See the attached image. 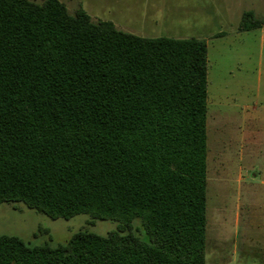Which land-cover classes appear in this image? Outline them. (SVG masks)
I'll return each mask as SVG.
<instances>
[{"label":"trees","instance_id":"trees-1","mask_svg":"<svg viewBox=\"0 0 264 264\" xmlns=\"http://www.w3.org/2000/svg\"><path fill=\"white\" fill-rule=\"evenodd\" d=\"M208 71L205 40L0 0V206L120 223L56 247L2 235L0 264H206Z\"/></svg>","mask_w":264,"mask_h":264},{"label":"rangeland","instance_id":"rangeland-1","mask_svg":"<svg viewBox=\"0 0 264 264\" xmlns=\"http://www.w3.org/2000/svg\"><path fill=\"white\" fill-rule=\"evenodd\" d=\"M60 1L140 37L207 42L206 264H264V26L239 30L244 12L264 21V0ZM91 222L89 215L52 220L23 204L0 206V236L32 246L66 244L80 231L106 236L120 224ZM133 229L145 238L139 220Z\"/></svg>","mask_w":264,"mask_h":264},{"label":"crops","instance_id":"crops-1","mask_svg":"<svg viewBox=\"0 0 264 264\" xmlns=\"http://www.w3.org/2000/svg\"><path fill=\"white\" fill-rule=\"evenodd\" d=\"M208 45V44H207ZM207 128H208V121H207ZM208 153H209V148H208ZM207 160H208V158H207Z\"/></svg>","mask_w":264,"mask_h":264}]
</instances>
